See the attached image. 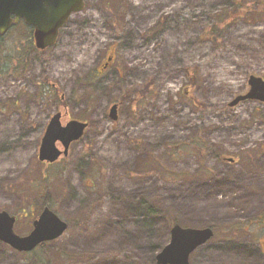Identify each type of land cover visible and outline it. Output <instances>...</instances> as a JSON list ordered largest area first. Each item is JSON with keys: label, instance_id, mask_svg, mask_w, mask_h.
Returning a JSON list of instances; mask_svg holds the SVG:
<instances>
[{"label": "rangeland", "instance_id": "rangeland-1", "mask_svg": "<svg viewBox=\"0 0 264 264\" xmlns=\"http://www.w3.org/2000/svg\"><path fill=\"white\" fill-rule=\"evenodd\" d=\"M230 2L86 0L70 21L79 36L67 33L48 53L47 77L60 91L53 97L33 67L12 76L15 41L27 30L1 38L0 212L16 216L14 230L26 235L48 200L69 228L46 243L48 255L0 241V264H158L172 223L143 208V197L181 226L214 230L191 264H264V103L229 106L248 92L250 75L264 78V20L228 25L213 47L204 31ZM114 51V64L98 73ZM188 66L199 67L195 88ZM150 80L149 94L124 98ZM60 96L91 127L67 158L45 164L39 149Z\"/></svg>", "mask_w": 264, "mask_h": 264}, {"label": "water", "instance_id": "water-1", "mask_svg": "<svg viewBox=\"0 0 264 264\" xmlns=\"http://www.w3.org/2000/svg\"><path fill=\"white\" fill-rule=\"evenodd\" d=\"M84 9V0H0V37L20 19L35 27L37 48L46 49L57 42L59 29L73 13ZM249 91L235 97L229 106H236L246 100L264 103V79L251 75L248 80ZM117 105L110 109L111 120L118 119ZM61 114L54 115L45 131L39 149L41 162L54 163L61 156L67 157L71 144L79 141L89 126L88 122L71 120L62 125ZM61 144L64 150H60ZM16 217L7 211L0 212V241L18 252H31L40 244L61 237L68 229L62 220L49 207H45L33 222L32 231L20 236L14 231ZM214 235L211 228H184L175 224L171 229L170 242L158 253V264H190V255L198 247L207 243Z\"/></svg>", "mask_w": 264, "mask_h": 264}, {"label": "trees", "instance_id": "trees-1", "mask_svg": "<svg viewBox=\"0 0 264 264\" xmlns=\"http://www.w3.org/2000/svg\"><path fill=\"white\" fill-rule=\"evenodd\" d=\"M253 20H264V0H231L230 5L227 8L221 10V12L217 13L212 24L207 26L204 31V38L205 40L209 41L213 45V47L218 48L221 46V42L228 25L240 21L249 22ZM184 71L186 72V75L188 77V85L191 88H195L198 83L199 67L188 66L184 69ZM153 85V80H150L144 85L134 88L132 91L129 90L130 92H128L124 96V98L127 99L129 102L134 103L137 101V99L132 98V95L146 96L150 93ZM192 101H195V104L197 102V100L194 99H192ZM199 105L203 106V104L201 103H199ZM194 135L195 133H193L191 139H193ZM196 145L199 153H203L202 146L200 145V143H196ZM201 167H203V165H201ZM43 181H48L46 174H44L43 176ZM46 196H48V193ZM153 201H149L143 197L140 199V204L151 214L164 217L168 219L171 223H175V218L173 217L171 211L166 208L163 204H161L158 200H156L155 202ZM47 204H49L48 200L46 201V205ZM45 245L46 244L40 245V247L34 250L33 253H37L39 249L45 250ZM44 252L45 255H48L46 250Z\"/></svg>", "mask_w": 264, "mask_h": 264}, {"label": "flooded vegetation", "instance_id": "flooded-vegetation-1", "mask_svg": "<svg viewBox=\"0 0 264 264\" xmlns=\"http://www.w3.org/2000/svg\"><path fill=\"white\" fill-rule=\"evenodd\" d=\"M85 5H86V0H84ZM72 14L67 23L62 26L59 30V34H58V40L60 38H62L61 40L65 42V35L68 36L69 39L71 38H76V36H79L80 33V29L77 28L76 29V25L75 23H70L71 19L74 18V16L76 15ZM22 29V30H27L28 34H27V38L26 40L22 41L20 44L15 41V44L17 45V48L14 50V52L11 54V60H10V65H11V72L12 76H16L15 74V70L16 68H18L19 70H21L22 72H26V73H30L32 71V67H33V72L39 71L40 75L43 77V79L45 81L48 82V84L50 85V89L53 93V96L58 95L59 96V88L56 84V82H51L49 81V78L47 77V75L49 74L47 67H48V63L46 64V62H48L49 60L47 59L48 57V53L50 51H52V48H54V46L50 47V48H46V49H39L36 46L35 43V27H33L32 25L28 24L24 19H20L17 23L13 24L10 31L13 30H17V29ZM72 30V31H71ZM67 37H66V41H67ZM58 40L55 44V46L58 44ZM116 51H114V53H111L107 56V58L105 60L102 61V63L99 65L98 68V73H104L106 72L115 62L116 59ZM16 61H18V65L16 64ZM22 63V65H21ZM46 64V65H45ZM39 65V66H37ZM88 82V81H87ZM41 83H38V86H40ZM63 98H61L60 96V100L59 102L56 104L55 106V111L56 113H61V118L60 121L63 125H66L68 122H70L71 120H76L74 117H72L69 113L70 106L73 108L76 106L75 103H72L70 105H66L65 103L62 102ZM14 104H17L14 102ZM122 104V102H118V105L120 106ZM55 113V114H56ZM54 115V114H53ZM52 115V116H53ZM52 117L47 118L48 119V123L50 122ZM153 153V152H152ZM152 153H148L146 152V156H148L149 154ZM154 155V154H152ZM229 160V158H224V160ZM230 162H233V160H229ZM135 165L137 166V164L135 163ZM262 246L264 247V242L262 244Z\"/></svg>", "mask_w": 264, "mask_h": 264}, {"label": "bare ground", "instance_id": "bare-ground-1", "mask_svg": "<svg viewBox=\"0 0 264 264\" xmlns=\"http://www.w3.org/2000/svg\"><path fill=\"white\" fill-rule=\"evenodd\" d=\"M205 215L209 216H214V217H221L224 215L223 210H214V209H209L207 211H204Z\"/></svg>", "mask_w": 264, "mask_h": 264}]
</instances>
